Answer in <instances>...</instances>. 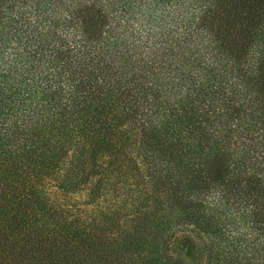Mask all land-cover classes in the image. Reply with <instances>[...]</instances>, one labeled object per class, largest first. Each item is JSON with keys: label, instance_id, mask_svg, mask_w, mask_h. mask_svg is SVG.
<instances>
[{"label": "trees", "instance_id": "trees-1", "mask_svg": "<svg viewBox=\"0 0 264 264\" xmlns=\"http://www.w3.org/2000/svg\"><path fill=\"white\" fill-rule=\"evenodd\" d=\"M180 230L264 264V0H0V264H185Z\"/></svg>", "mask_w": 264, "mask_h": 264}, {"label": "rangeland", "instance_id": "rangeland-1", "mask_svg": "<svg viewBox=\"0 0 264 264\" xmlns=\"http://www.w3.org/2000/svg\"><path fill=\"white\" fill-rule=\"evenodd\" d=\"M192 225L191 223L180 222L178 227H191ZM195 236L196 232L180 230L174 239L176 255L182 257L185 264H204V244H198Z\"/></svg>", "mask_w": 264, "mask_h": 264}]
</instances>
